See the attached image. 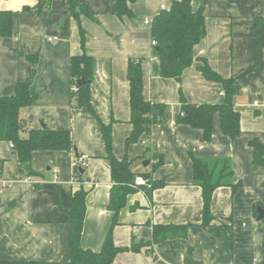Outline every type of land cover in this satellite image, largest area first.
Wrapping results in <instances>:
<instances>
[{"label":"crops","instance_id":"obj_1","mask_svg":"<svg viewBox=\"0 0 264 264\" xmlns=\"http://www.w3.org/2000/svg\"><path fill=\"white\" fill-rule=\"evenodd\" d=\"M38 2L0 0V9L14 12L13 35L0 37V96L14 94L17 83L35 70L31 91L37 99L23 115L32 129L42 124L69 129L78 157L70 151L38 150L30 162H23L11 143L0 140V261L70 264L68 209L81 187L88 190L81 244L102 250L114 217L109 201L115 184L103 123L112 126V151L118 159L127 156L135 161V170L164 183L150 193L138 188L127 196L112 236L117 246L136 244L138 249L117 253L112 264H264V220L257 212L264 209V165L254 162L249 144L256 138L264 142V0H191L194 10L203 8L207 29L194 46L195 57L205 58L241 86L235 99L241 113L239 136L224 134L217 115L210 141L203 140L201 129L177 122L180 91L191 103H221L222 84L206 79L198 60L184 70L180 82L161 76L152 26L145 23L170 8L172 0H133V15L122 17L117 0H77L95 11L94 19L82 14L80 23L69 11L70 0H51L43 12H37ZM80 26L86 33L84 47ZM83 52L93 57L91 103L96 115L75 107L73 100L71 58ZM31 55L38 57L34 70ZM130 59L144 60L145 99L167 108L164 122L155 124L149 137L141 135L127 146L134 129ZM191 153L231 160V181L241 183L236 189L224 185L214 191V219L208 228L202 226L203 192L194 180ZM29 177L36 182H25ZM156 224L189 227L185 237L157 242Z\"/></svg>","mask_w":264,"mask_h":264},{"label":"trees","instance_id":"obj_2","mask_svg":"<svg viewBox=\"0 0 264 264\" xmlns=\"http://www.w3.org/2000/svg\"><path fill=\"white\" fill-rule=\"evenodd\" d=\"M51 0H39L36 5L37 12L47 11ZM133 0H117V14L119 16H132L129 3ZM25 10L31 8L25 7ZM71 14L80 23L82 14L94 19L95 11L87 5L70 0ZM152 38L156 41L154 56L160 63V74L163 77L174 78L181 81L186 68L193 65L195 60L201 62L198 69L208 80L222 84L224 100L221 103H191L181 93V111L177 119L178 123L188 124L201 129L203 140L210 141L213 134L215 117L218 115L220 127L224 134L235 139L241 132V113L236 108L235 99L241 92V86L234 77H223L216 72L203 57H195L194 46L198 44L207 33L205 14L203 8L194 10L191 0H172L168 9H162L152 20ZM260 22L258 30H260ZM14 32V12L0 9V37H10ZM82 46L85 45L86 33L80 26ZM33 62V70L38 63L37 56H28ZM143 59H130L128 63V80L130 83L131 122L134 129L127 138V146L139 139L141 135L147 137L151 134V128L165 120L166 104L146 100L143 94ZM258 67V55L255 68ZM71 75L74 86L73 91L75 107L93 115L95 111L91 103V82L93 76V57L83 52L73 55L71 58ZM82 77L90 80L83 85H77L76 81ZM37 95L31 91V82L20 80L14 94L0 96V140L8 141L17 151L19 159L30 162L33 152L38 150L70 151L76 153L69 129H53L43 126L39 129L29 127L23 110L32 105ZM107 148V156L111 173L115 184L111 189L109 208L114 212L111 229L105 239L101 251L96 252L86 249L81 244L83 225L86 213V196L88 190L81 187L75 191L68 209L69 223L71 227V260L70 264H112L117 253L126 250H137L136 244L131 247H119L112 236V228L119 222L120 210L126 205L127 196L137 191L133 186L137 175H142L151 183L148 193L155 188L164 185L163 182H154L150 174L135 170V161L127 156L118 159L112 151V126L101 123ZM253 149L254 162L264 165V142L259 139L250 140ZM78 157V154L76 153ZM193 162V174L195 182L201 186L203 192V222L202 226L208 228L214 219L211 212V202L214 191L221 186L229 185L236 189L241 183H232L234 170L231 160L227 158L202 159L191 153ZM0 161V166H1ZM160 164V160L157 165ZM80 167L76 171L81 175ZM257 207V206H256ZM189 225L156 224L153 226L155 241H163L169 238L185 237ZM232 231V228H231ZM0 264H39L35 261H0Z\"/></svg>","mask_w":264,"mask_h":264},{"label":"built area","instance_id":"obj_3","mask_svg":"<svg viewBox=\"0 0 264 264\" xmlns=\"http://www.w3.org/2000/svg\"><path fill=\"white\" fill-rule=\"evenodd\" d=\"M145 23L146 24H152V20L151 19H146L145 20ZM152 43H153V45H156V41L155 40H153ZM77 90H78V87L77 86H74V91H77ZM57 178H58V175H57V172L55 171L53 181L54 182H57ZM24 181L25 182H30V183L36 182L31 177L25 178ZM133 186L134 187H137V188H140L142 190V192L146 193L147 192V189L151 188V183L144 176L137 175L136 178H135V180H134Z\"/></svg>","mask_w":264,"mask_h":264},{"label":"water","instance_id":"obj_4","mask_svg":"<svg viewBox=\"0 0 264 264\" xmlns=\"http://www.w3.org/2000/svg\"><path fill=\"white\" fill-rule=\"evenodd\" d=\"M35 77V70L32 72L31 76L27 79L29 82H32L33 79ZM90 80H87L85 77H82L80 79H78L76 81L77 85H83V84H86L88 83ZM43 126H45V124H42ZM76 152H77V149L75 148ZM148 162H146L145 164H147ZM82 171V170H81ZM257 212H258V219L259 220H264V209L262 207H258L257 208ZM146 233H148V229H145L144 230Z\"/></svg>","mask_w":264,"mask_h":264}]
</instances>
